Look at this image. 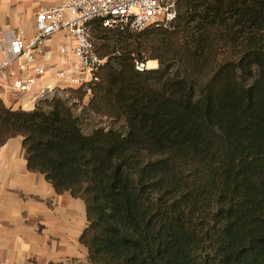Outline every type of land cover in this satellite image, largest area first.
Wrapping results in <instances>:
<instances>
[{
	"label": "trees",
	"instance_id": "obj_1",
	"mask_svg": "<svg viewBox=\"0 0 264 264\" xmlns=\"http://www.w3.org/2000/svg\"><path fill=\"white\" fill-rule=\"evenodd\" d=\"M177 10L171 28L91 24L106 63L67 91L123 129L0 97V147L22 136L28 169L86 205L82 264H264V0Z\"/></svg>",
	"mask_w": 264,
	"mask_h": 264
},
{
	"label": "crops",
	"instance_id": "obj_2",
	"mask_svg": "<svg viewBox=\"0 0 264 264\" xmlns=\"http://www.w3.org/2000/svg\"><path fill=\"white\" fill-rule=\"evenodd\" d=\"M61 2L0 0V35L14 32L31 39L36 14ZM64 43L67 40L62 35L46 41L42 63L50 72L38 86L56 84L55 71L72 60L59 54ZM4 59L0 49V68ZM10 84V78H0V97L5 104L30 109L32 101L20 98ZM23 140L22 136L14 137L0 147V264L86 263L88 251L80 242L88 226L85 203L68 192L58 195L44 175L28 169Z\"/></svg>",
	"mask_w": 264,
	"mask_h": 264
},
{
	"label": "built area",
	"instance_id": "obj_3",
	"mask_svg": "<svg viewBox=\"0 0 264 264\" xmlns=\"http://www.w3.org/2000/svg\"><path fill=\"white\" fill-rule=\"evenodd\" d=\"M177 3L178 0H62L60 5L41 9L36 14L35 34L31 39L14 32L0 35V49L5 54L0 78H10L12 91L32 101L30 109L20 107L24 110H46L49 103L61 98L68 100L80 114L85 101L71 98L67 90L96 81L98 71L106 63L96 52L91 24L100 21L105 28L131 32L150 25L171 28L178 16ZM56 35L67 40L59 54L72 60L55 71L56 84L38 86L50 72L42 63L46 41ZM150 63L135 59V68L146 72Z\"/></svg>",
	"mask_w": 264,
	"mask_h": 264
},
{
	"label": "rangeland",
	"instance_id": "obj_4",
	"mask_svg": "<svg viewBox=\"0 0 264 264\" xmlns=\"http://www.w3.org/2000/svg\"><path fill=\"white\" fill-rule=\"evenodd\" d=\"M155 68H157V63H155V62L150 63V69H155ZM70 97H71V95H70ZM90 98H91V95H89L87 97V99H85V105L86 106L89 104ZM69 106L72 107L70 104H69ZM72 108H73L74 114L78 118H80L81 121H84L83 131L86 134H90L93 130H95L97 128H101V127H103V128L115 127V128H122L123 129V127L125 125L124 119H122V120L108 119V118H103L100 116H95L94 114L90 115L91 116L90 117L86 114L85 108H84V111H82V113H80V114L78 113V109L76 107H72ZM49 110H50V107L47 106L46 111H49ZM115 121H117V122H115ZM72 264H79V263H72Z\"/></svg>",
	"mask_w": 264,
	"mask_h": 264
}]
</instances>
